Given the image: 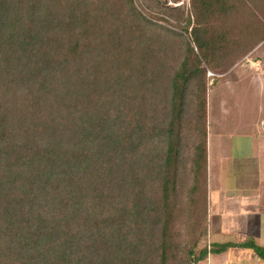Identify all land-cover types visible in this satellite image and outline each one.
Masks as SVG:
<instances>
[{"label": "trees", "instance_id": "1", "mask_svg": "<svg viewBox=\"0 0 264 264\" xmlns=\"http://www.w3.org/2000/svg\"><path fill=\"white\" fill-rule=\"evenodd\" d=\"M143 2L0 0V264L264 261L252 238L184 240L205 225L208 70L264 44V0H190L179 23Z\"/></svg>", "mask_w": 264, "mask_h": 264}, {"label": "rangeland", "instance_id": "2", "mask_svg": "<svg viewBox=\"0 0 264 264\" xmlns=\"http://www.w3.org/2000/svg\"><path fill=\"white\" fill-rule=\"evenodd\" d=\"M135 1L142 9L144 8L143 0ZM160 2L166 6H178L183 9V15L175 13L174 16H166L172 23H179V19H183L190 9V0H160ZM151 11L154 15L157 13L155 16H162L157 12V8ZM249 51L227 71L213 73L208 70L210 73L207 74L208 76H217L220 80L207 92L209 182L206 216L204 209L201 208L200 219L205 225L204 228L202 225L200 234L195 225L193 230L184 236L185 241L197 237L199 247L209 246L213 242L248 241L251 237L244 233L248 229L247 223L251 222V219H248L249 212H246L244 216L245 223L238 215L243 212L242 209L246 208L248 199L246 195L251 193L250 189L255 185L254 179L258 178L257 181L261 185L259 189H264V178L262 176L260 179L258 175L259 164L256 155H259L260 151L264 154V146H262L264 142V44L260 43ZM213 82H216L214 78L209 83ZM257 140L259 144L256 143L254 146ZM181 153L186 158L183 159L188 166L192 143L184 144ZM190 180L186 167L185 185H188ZM237 184L248 187L247 193L243 192L241 186L237 188ZM226 214H232L233 217H231L237 219L235 223L240 225L238 230L241 232L238 237L227 234L224 218ZM184 216H187L185 212L177 221L180 232H186ZM198 220L199 218H195V223H198ZM216 221L218 225L214 228ZM243 249L234 247L220 254H208L207 258L199 264H227V260L228 264H264L258 261L250 250Z\"/></svg>", "mask_w": 264, "mask_h": 264}, {"label": "crops", "instance_id": "3", "mask_svg": "<svg viewBox=\"0 0 264 264\" xmlns=\"http://www.w3.org/2000/svg\"><path fill=\"white\" fill-rule=\"evenodd\" d=\"M256 143L259 144V141L257 140L254 143V146ZM254 146H253V148H254ZM262 146H264V142H263ZM256 155L258 156V164H259V174L258 175H259L260 179H262V178H264V154H262V152L260 151V154L259 155L256 154ZM208 157H209V145H208ZM257 179L256 180L254 179L253 183L255 185L253 186L252 189H250L251 193L246 195V197L248 198L246 201V204H247L246 208L247 209L246 208L242 209L243 212L240 213L238 216L242 217L243 223H245L244 222L245 221L244 216H245L246 212H249L248 219H251V222L247 223L248 229H246L247 231L244 234H246L249 237H251L252 239H254V241L256 243L264 246V189H262V190L259 189L261 185L257 181ZM208 182H209V180H208ZM240 186L243 188V192L247 193L246 190H248V187H244V185H238V184L236 187L239 188ZM231 216L233 217L232 214H229V215L226 214V217H224L225 222L227 224L226 231H227V234H229V235L232 234V235H235V237H238L239 234L241 233L240 230H238L240 225L236 224L235 222L237 221V219L232 218ZM216 225H218L217 221L214 224V228H217V227H215ZM212 228H213V226H212ZM226 242H228V241H226ZM230 242H234V241L230 240ZM234 247H236V246L229 247L228 249L234 248ZM237 248L243 249L241 247H237ZM245 249H248V248H244L243 250H245ZM248 250H250L252 253H254L251 249H248ZM254 256H255V258H257L258 261H261L264 263V261L260 260L258 256H256L255 254H254ZM226 263L228 264V260L226 261Z\"/></svg>", "mask_w": 264, "mask_h": 264}, {"label": "built area", "instance_id": "4", "mask_svg": "<svg viewBox=\"0 0 264 264\" xmlns=\"http://www.w3.org/2000/svg\"><path fill=\"white\" fill-rule=\"evenodd\" d=\"M209 73V72H208ZM210 74V73H209Z\"/></svg>", "mask_w": 264, "mask_h": 264}]
</instances>
